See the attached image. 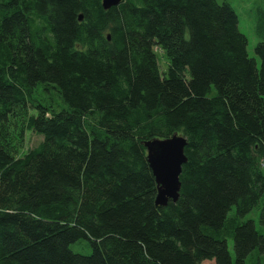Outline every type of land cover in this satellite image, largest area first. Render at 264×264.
I'll return each mask as SVG.
<instances>
[{
	"label": "trees",
	"instance_id": "16d2710c",
	"mask_svg": "<svg viewBox=\"0 0 264 264\" xmlns=\"http://www.w3.org/2000/svg\"><path fill=\"white\" fill-rule=\"evenodd\" d=\"M101 2L0 0V264H264V12L258 66L228 3ZM173 135L159 207L144 143Z\"/></svg>",
	"mask_w": 264,
	"mask_h": 264
},
{
	"label": "water",
	"instance_id": "95a60500",
	"mask_svg": "<svg viewBox=\"0 0 264 264\" xmlns=\"http://www.w3.org/2000/svg\"><path fill=\"white\" fill-rule=\"evenodd\" d=\"M120 2L121 0H102L101 3L103 9L108 10ZM79 20H82L81 16ZM144 146L147 162L157 185L156 206L166 207L169 201L175 203L179 198L181 168L186 163V139L173 135L167 139L145 142Z\"/></svg>",
	"mask_w": 264,
	"mask_h": 264
},
{
	"label": "rangeland",
	"instance_id": "374dc122",
	"mask_svg": "<svg viewBox=\"0 0 264 264\" xmlns=\"http://www.w3.org/2000/svg\"><path fill=\"white\" fill-rule=\"evenodd\" d=\"M217 3H228L234 9L238 17V28L247 38L246 51L249 57L255 58L259 66V59L254 55V47L258 43L259 39L255 34L256 14L258 11L264 12V0H216ZM156 57L160 73H166L168 68V61L159 49H156ZM214 93V89L212 90ZM42 140V136H38L35 133L26 132L25 143L23 152L28 149L34 148ZM233 212V209L231 213ZM230 213V214H231ZM244 220H252L258 232L264 234V223L260 220V210L254 209L249 213ZM229 251L233 257L232 241H228ZM71 250L77 254L88 255L91 252V247L87 245L86 241H81L71 245ZM202 264H215L213 261H204Z\"/></svg>",
	"mask_w": 264,
	"mask_h": 264
}]
</instances>
